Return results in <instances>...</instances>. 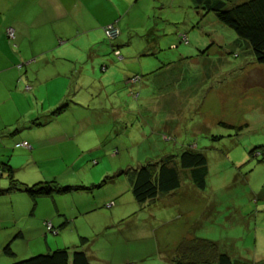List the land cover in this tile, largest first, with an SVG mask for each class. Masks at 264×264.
Instances as JSON below:
<instances>
[{
  "label": "rangeland",
  "instance_id": "1",
  "mask_svg": "<svg viewBox=\"0 0 264 264\" xmlns=\"http://www.w3.org/2000/svg\"><path fill=\"white\" fill-rule=\"evenodd\" d=\"M120 5L123 11L131 8L117 17L121 34L114 40L103 31L113 12L89 14L79 22L87 31L71 40L65 57L55 59L59 49L49 55L50 66H56L51 74L67 75L71 95L60 98L66 93L63 84L58 88L60 76L51 88L58 96L32 90L25 77H34L35 63L22 67L19 95H9L6 107L1 105L7 118L19 113V139L11 127L9 138L15 139L5 146L10 150H0V161L17 168L15 180L27 186L54 182L91 188L38 199L24 190L0 195V235L20 233L11 247L22 259L32 256H25L31 249L48 252L46 237L51 251H71L83 242L82 248L91 247L107 264H170L167 257L189 233L221 241L251 259L264 247V194L259 197L264 163L257 162L264 157V65L237 43L233 30L204 11V3L120 0ZM93 8L100 11L96 4ZM183 34L188 43L180 41ZM18 140L29 148L15 147ZM187 149L207 158L205 189L195 187L198 195L193 194L189 173L181 171V188L152 218L149 209L133 201L125 173L165 157L178 163ZM8 181L1 177L0 189H7ZM113 191L125 193L124 211L111 219L105 206ZM188 191L194 199L185 197ZM93 203L100 207L95 212H78ZM66 214L70 222L63 228L53 223L56 216L65 222ZM44 220L59 233L47 232ZM128 254L140 263L122 262Z\"/></svg>",
  "mask_w": 264,
  "mask_h": 264
},
{
  "label": "crops",
  "instance_id": "2",
  "mask_svg": "<svg viewBox=\"0 0 264 264\" xmlns=\"http://www.w3.org/2000/svg\"><path fill=\"white\" fill-rule=\"evenodd\" d=\"M94 4H96V6L100 9L99 12L93 8ZM124 4L125 6H127L128 2H124ZM130 8L123 11L120 5V0H0V110L2 111L1 105H4V108L6 107V102H8L10 99L9 95L14 93L19 95L18 77L22 72V67L26 65L28 67L29 65L35 63L38 64V68L35 69L34 77L30 80L25 77V83H28L30 86H32V90L37 93L38 91L42 92L45 90L48 93L52 92L53 95L56 94L58 96L59 92L56 89L51 91V88L54 87L53 83L56 81V78L60 76L61 84H59L60 86L58 88H60L61 90L63 84L65 88L64 92H66L62 94L60 98H64L69 94L71 95V81L69 79L67 80V75L65 73H58V71L57 75L51 74V71L55 69L56 66L55 63H52L53 66H50V62L52 59L49 55L59 49L60 55L55 59H63L65 57L63 53L68 52V50L70 49L71 40L74 37L78 38L82 34V29L84 31H87L85 28L80 27L79 22L85 21L89 14L104 15L108 11V13L113 12L114 20L109 21L108 19L103 24L106 25L111 22H116L119 25L117 17L121 18L123 15L128 14ZM72 24L75 26V28ZM9 28L12 29L14 33L13 41H10L6 36L7 30ZM125 46H127V44ZM40 70H42L43 72ZM21 82L22 81H20V83ZM26 87L29 88V86ZM53 106L54 105L50 106V109ZM15 114L18 117L7 118L4 114H0V150H10V148L5 147L8 143L7 141L11 142L15 138L19 139V113ZM11 127L16 128V136L13 139L9 138L10 134L13 133ZM5 128H7V132L3 134V129ZM16 143H19V140L16 141L15 144ZM2 156L3 154H0V158H2ZM10 163L12 164V159L10 160ZM16 169L17 168H15V170ZM197 191L198 190L195 188L192 193L198 195ZM186 193L187 194L185 197L187 199L191 198L192 200L193 197L188 195V193L190 192L188 191ZM172 194L173 193H170L166 196L159 197L155 201L150 202V204H145L146 207L143 205H139V207L149 209L151 217L156 218V214H158L157 212L161 207L166 205V202L169 203L170 200H167V198ZM262 194L264 193H260L259 197H261ZM117 199L118 204L115 205L116 208L114 207V210L110 208L111 219H114L113 216L116 211H124V208L122 207L123 205L121 203L123 198L119 196ZM127 205L130 206V202H128ZM98 208L99 207L97 203H93L92 206L83 208L81 207L80 209H78V212L83 215L88 212H95ZM58 217L59 216L54 217L53 223L54 221L57 222V226L64 224L63 220ZM66 217L68 218L66 223L70 222L69 215H67ZM73 217L74 215H72L71 218ZM44 221H42L41 223L42 227L44 226ZM246 226H250L249 221L246 223ZM260 230V240L262 246H264V226H262ZM19 234L20 233L17 232L14 234L5 233L0 235V264H11L14 261L23 260L22 258L17 257V253H15V247L10 246L12 252L13 250L15 251L13 252L14 256L12 258L6 256L2 251L4 245H6L7 243L12 245L15 242V239H19ZM154 235L157 236L156 233H154ZM195 235V233H189L184 238L192 237ZM228 239L230 240V238H226V240ZM44 242L47 244L46 248L48 249V252H50L51 247L48 245V243H50V240L46 239L45 237ZM216 242L219 246L222 247L221 251L225 252L231 257L253 263L264 262V247H262L260 253H257L255 249V252H253L252 255L253 257L249 259L246 257H242V253H237L233 248H228L226 245H222L221 241ZM76 246L77 245L73 244L74 248H76ZM40 250V248L35 251L31 249V253L25 252V256L27 254H32V256L43 254L39 253L42 252ZM84 250L89 256L90 264H107V262H109L108 260L105 261L98 259L95 256L96 253L92 250L91 247H85ZM250 251L251 250H249L248 252ZM34 252H38V254ZM128 255L129 256H126L125 259L122 260V262H130L128 261L130 259L136 260V258L134 257L137 256H133L131 254ZM32 256H29L28 258ZM136 261L140 263L139 260Z\"/></svg>",
  "mask_w": 264,
  "mask_h": 264
},
{
  "label": "trees",
  "instance_id": "3",
  "mask_svg": "<svg viewBox=\"0 0 264 264\" xmlns=\"http://www.w3.org/2000/svg\"><path fill=\"white\" fill-rule=\"evenodd\" d=\"M193 1L204 3V11L212 12L220 23L233 30L238 38L237 43L244 46V48L251 53L257 63L264 65V0H243L239 4L236 3L233 5L229 4L234 2V0ZM109 25L116 27L120 34L121 32L116 22H111L108 23L107 26H103L105 38L114 40L110 39L105 32L106 27ZM6 36L10 41H13L14 33L13 37H9L7 33ZM179 38L180 41L183 40V43H188L185 34L180 35ZM112 52L116 57H121L118 49H115ZM135 83L136 82L134 81L133 84ZM62 108L63 107L60 106L59 109ZM62 111L63 109L60 112ZM164 139L168 140L169 138L164 137ZM21 143H16L14 146L19 147L21 146ZM27 148H29V145ZM256 150L257 148L251 151V156H254L257 153ZM171 157H165L163 160L155 162L154 164L146 163L139 165L132 171L128 170L125 173L130 184L129 190L134 202L138 206H145V204H150V202L155 201L159 197L178 191L181 188V171H187L189 173V178L194 187L201 190L205 189L208 174V162L204 153L197 149L184 150L178 155V163H176L174 159H171ZM257 162L264 163V157L258 158ZM14 171H16L15 168L8 162L0 161V178L5 177L9 180V187L7 189H0V195L24 190L30 197L38 199L39 197L51 196L53 194L75 193L80 190L88 191L91 188L76 186L64 188L57 186L54 182H39L27 186L15 180ZM124 195L125 193L113 191L108 198L109 201L106 202L105 207H108L109 209L114 207V199L119 196H122L123 198ZM66 218L65 222H63L64 224L68 219ZM48 223L52 225V231L49 232L58 234V230H54V226L50 220L44 221L45 230L48 232ZM64 224L61 226L64 227ZM155 238H157V236ZM80 245L81 246H76L77 249L71 251L67 248L55 249L27 259L14 261L11 264H90L89 256L84 248H82L83 242H81ZM10 246L11 245L7 243L4 245L2 251L6 256L12 258L14 253ZM167 259L170 264H264V262L253 263L231 257L221 251L220 246L216 241L199 238L197 236L183 238V240L176 245L172 255L169 258L167 257Z\"/></svg>",
  "mask_w": 264,
  "mask_h": 264
},
{
  "label": "built area",
  "instance_id": "4",
  "mask_svg": "<svg viewBox=\"0 0 264 264\" xmlns=\"http://www.w3.org/2000/svg\"><path fill=\"white\" fill-rule=\"evenodd\" d=\"M105 32L110 39H113L117 36L119 30L116 27L109 25L108 27H106ZM7 34L9 37H13V30L9 28L7 30ZM20 145L25 146V147L28 146V144L26 142H22ZM47 230L52 231V225L50 223H48V225H47Z\"/></svg>",
  "mask_w": 264,
  "mask_h": 264
}]
</instances>
